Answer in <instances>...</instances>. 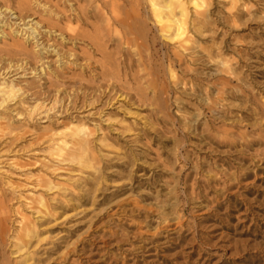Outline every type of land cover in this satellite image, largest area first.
<instances>
[{
  "label": "rangeland",
  "instance_id": "374dc122",
  "mask_svg": "<svg viewBox=\"0 0 264 264\" xmlns=\"http://www.w3.org/2000/svg\"><path fill=\"white\" fill-rule=\"evenodd\" d=\"M194 1L208 24H195ZM38 2L0 0L1 12L11 10L0 17V79L12 71L5 79L23 91L3 112L16 129L0 139V188L13 198L8 207L36 223L29 247L6 250V261L264 264V0H183L185 42L147 20L138 46L112 36L98 49L87 39L98 24L93 2ZM19 10L25 21L14 18ZM107 71L113 90L131 95L98 116L93 87L106 86ZM57 88L65 103L79 95L83 108L38 111L28 123L26 109ZM69 121L90 132L82 163L56 161L48 143H34ZM38 176L53 188H32ZM39 192L54 214L42 224L22 210V195ZM74 242L75 254L64 253Z\"/></svg>",
  "mask_w": 264,
  "mask_h": 264
},
{
  "label": "bare ground",
  "instance_id": "6f19581e",
  "mask_svg": "<svg viewBox=\"0 0 264 264\" xmlns=\"http://www.w3.org/2000/svg\"><path fill=\"white\" fill-rule=\"evenodd\" d=\"M77 1L79 0H64V2L67 3ZM87 1L89 3L93 2V9L91 10V12H93L92 17L93 20L98 23L97 25H93L92 35L90 34L87 36L89 45L91 47L93 46L95 49H98L100 46L103 47V39L111 40L112 36H116V40L119 44L129 45L130 43H134L136 46H138L137 38L144 37L143 33L145 32L146 26H148L146 25L148 24L146 23L147 20H151V22H153L155 30H157L156 32H158L161 37L168 38L173 35L174 39H179L183 42L187 40V34L189 30L186 27V24L189 22H187L188 11L186 7L187 3H183V0ZM31 2L35 3L36 6H39L40 4L38 0H31ZM193 4L195 6V13L201 16L199 18H195V24H208L205 20L208 18V16L204 11L202 12L199 10V3L194 1ZM70 6L73 15H80L78 13V9L76 7L73 8V4H70ZM6 10L11 12L8 6H5V9L2 12H6ZM24 11L25 10H19V13L14 18L19 20V22L25 21V17L23 16ZM2 12L0 7V17ZM25 25L29 26L30 24L27 23ZM117 28H119V31ZM28 30L29 35L27 40L30 39V37L31 40L35 39L37 36L35 27L30 25L25 31ZM20 46L21 44L17 45V47ZM52 50H55V47L52 48ZM35 55L37 57H41L43 52L39 50ZM39 71H43L42 67ZM105 72H103L102 80L109 81L106 86L100 84L96 87H93V91L96 93L98 92V94L96 95V98L93 102L96 103V107H94L92 114H98V116L100 115L98 111L100 110L103 112L102 109L108 106L112 99L123 95L124 98H126V96L131 95V92L125 90L123 87H119L118 90L114 91L113 87H111L112 83H110L113 76L108 71L107 73ZM10 73H12V71L6 72L0 79V139H3L5 135L11 134L16 129V127L9 126L7 122H4L6 120L3 118L4 110H8L12 102L15 104V101L18 100L17 98L23 95L22 89L15 84V79H11L9 81L7 80L8 78L5 79V77ZM61 92L62 91L57 88L50 97L44 96L45 98H52L49 99L48 103H46V100H40L41 97H37L33 104H31V106L26 109V113L23 116L25 120H27L28 123L31 120L33 121V117L35 115L34 113L38 111L39 113L42 112L44 115H48L53 112H59L58 114H62L67 113L68 111L81 109L85 105L84 102L80 101L79 95L76 96V94L73 98L68 96L66 99L67 103H65V101H63V97H61ZM18 104L25 105V97L21 98L18 101ZM13 111H11V113H13L12 118L16 117V120L20 121L22 113L19 111ZM72 122L73 121H69L67 124H64V128L61 131L52 130L50 135L37 136L34 140V143H48L47 152L49 156L56 161L61 162L68 160L70 162L82 163L85 159V153L88 150L87 135L90 132L87 131V128H85L83 124H79V122H77L75 125H73ZM93 131L95 132V129H93ZM27 132L28 131H25L24 134ZM19 138L20 136L18 134L13 137L14 141L18 140ZM34 143L32 142V145H34ZM2 188H0V264H10L8 261H6L5 251L11 249L10 253H18L23 251L24 247H29V245L32 243L33 237H35L34 235L36 234V223H33L32 220L23 214L18 207H8V203L11 202L13 198L11 199L8 197V199H6L5 196L7 195L5 192H3ZM32 188H37V191L39 189H46L49 191L53 187L51 186V181L49 179H46L44 176H38L36 183ZM18 195L20 194L18 193ZM22 200V210L26 213L32 212L33 214H36L37 216H35V218H40L39 224L45 223L53 217L54 214L53 211H51L50 204L44 198V195L40 194V192L36 195L35 193L26 194L25 196L22 195ZM14 222L16 223L15 225H13ZM76 249L77 242H74L71 244V247H67L65 249L66 252L64 253L72 254L76 251ZM67 256L68 255L65 257Z\"/></svg>",
  "mask_w": 264,
  "mask_h": 264
}]
</instances>
